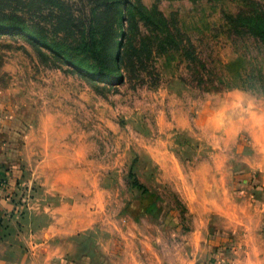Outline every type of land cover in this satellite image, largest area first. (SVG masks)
<instances>
[{
    "label": "rangeland",
    "instance_id": "374dc122",
    "mask_svg": "<svg viewBox=\"0 0 264 264\" xmlns=\"http://www.w3.org/2000/svg\"><path fill=\"white\" fill-rule=\"evenodd\" d=\"M83 1L0 0V24L24 28L0 27L7 214L60 217L87 257L102 246L106 260L135 251L187 263L220 209L249 201L242 212L264 232V45L227 24L264 12V0H123L97 28ZM162 13L178 43H163ZM91 23L97 38L108 28L102 74L90 54L81 69L52 44L83 48ZM246 70L252 89L238 84Z\"/></svg>",
    "mask_w": 264,
    "mask_h": 264
},
{
    "label": "crops",
    "instance_id": "0c3cea01",
    "mask_svg": "<svg viewBox=\"0 0 264 264\" xmlns=\"http://www.w3.org/2000/svg\"><path fill=\"white\" fill-rule=\"evenodd\" d=\"M11 204L0 197V264H164L157 252L137 256L133 251L125 253L123 260L116 256L106 260L102 246L87 257L83 237L73 224L65 227L60 217H52L47 225L28 217H11L7 214ZM248 204L252 207L250 201L238 204L241 207L236 211L222 207L218 228L205 236L204 248L187 263L176 259L173 264H264V232L250 212H242Z\"/></svg>",
    "mask_w": 264,
    "mask_h": 264
},
{
    "label": "trees",
    "instance_id": "16d2710c",
    "mask_svg": "<svg viewBox=\"0 0 264 264\" xmlns=\"http://www.w3.org/2000/svg\"><path fill=\"white\" fill-rule=\"evenodd\" d=\"M122 1L123 0H106V1L105 0H88V1H83V3L86 2V6L87 5L91 6L90 11H89V12H93V14L91 15V20H94V17H95L96 22H94V25L97 28L98 26L97 24L99 23L98 22L99 12L101 13L107 12V10L111 9L113 6H115V4H120L122 3ZM57 4L61 6L64 4V1L63 2L58 1ZM81 11L85 12L84 10H81ZM94 12H98V13H96L95 15ZM115 17L116 18L118 17L117 12L115 13ZM228 17L229 19H227V24L231 26L233 30L236 31L235 33L237 35L249 34L255 40H257L262 45H264V12H249V13L240 12L239 14L235 13L234 15L228 16ZM161 23H162L161 26L164 27V31H165V37L164 36L162 37V41L164 40L163 43L172 44V45L174 43H178V41L176 40L177 34L174 33L175 23L173 21H170L163 13L161 17ZM0 27L8 28L11 30L24 29L22 27H19L16 24L15 25L0 24ZM92 27L94 26H92V23H91V29L89 33L85 34L84 36L85 38L88 37V42L85 43L84 47L81 49L80 48L68 49L66 46H64L60 42L58 43L57 41H53V43L52 42L51 43L53 44L54 50L56 52L63 54L64 58H66L71 63L77 65L81 69L91 70L90 64H88L86 60H84V58H80L81 57L80 55L83 52H85V54L86 53L90 54L95 60L94 65H96V67H94V69L97 72L102 74L104 73V70L106 68H109L110 65H112L113 63V60H112L113 53L109 50V47L105 46L104 44V35L105 33H108V30H107L108 28H104L102 26L100 30L101 32L100 38H97V34L95 33L94 28ZM126 39L127 37L125 35V40ZM157 41L159 42L157 43L155 42L152 45V53H153V50L155 49L158 50V47H159L158 45H160V40L157 38ZM124 44L125 42H122L120 47H122V45ZM78 50L80 52H77ZM117 58H119V56ZM241 74L242 72H240V78L238 81V84H240V87H243L245 89H252L256 87L255 86L256 84L253 82L256 76H254L252 72L246 70V74H244L243 76Z\"/></svg>",
    "mask_w": 264,
    "mask_h": 264
}]
</instances>
